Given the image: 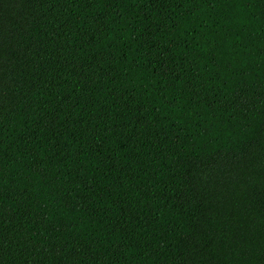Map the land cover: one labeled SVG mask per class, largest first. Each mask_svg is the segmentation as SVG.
Listing matches in <instances>:
<instances>
[{
  "label": "trees",
  "instance_id": "trees-1",
  "mask_svg": "<svg viewBox=\"0 0 264 264\" xmlns=\"http://www.w3.org/2000/svg\"><path fill=\"white\" fill-rule=\"evenodd\" d=\"M0 264H264V0H0Z\"/></svg>",
  "mask_w": 264,
  "mask_h": 264
}]
</instances>
